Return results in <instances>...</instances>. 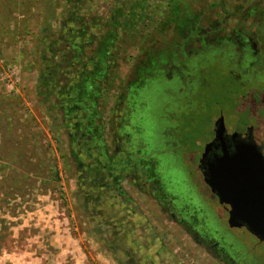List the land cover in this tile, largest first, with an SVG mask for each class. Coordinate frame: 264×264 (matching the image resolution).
I'll return each instance as SVG.
<instances>
[{"label":"rangeland","instance_id":"obj_1","mask_svg":"<svg viewBox=\"0 0 264 264\" xmlns=\"http://www.w3.org/2000/svg\"><path fill=\"white\" fill-rule=\"evenodd\" d=\"M167 1L0 0V264H134L127 246L134 248L135 238L145 242L143 247L163 248V264H223L221 259L225 264H264V244L244 227H230L219 209L204 218L214 227L210 237H200L199 243L184 233L159 213L148 187H136L140 170L109 174L132 204H123L111 189L104 191V161L122 166L127 160L116 155L113 138L130 130L134 150L142 157L147 151L158 156L155 163L148 162L147 171L152 164L161 168L158 176L172 204L180 212L194 210L205 217L187 187L196 179L203 139L175 129L174 138L192 140L181 145L172 138L170 144L165 133L172 137L170 113L179 103L188 104L180 102V88L189 87L190 69L199 60L192 56L199 46L233 43L232 30L258 21L251 8L255 0H184L194 12L207 9L210 28L223 27L224 19L231 26L188 41L186 66L174 73L184 81L169 79L171 53L160 49L162 39L154 35L144 43L145 34L166 30L181 11L182 0L172 7ZM251 83L260 88L264 75ZM196 94L191 103L201 110L203 94ZM87 96L95 100L104 122V131L94 130L93 138L84 128L75 132L74 104ZM259 114L256 120L249 117L247 125H253L264 150L263 108ZM139 115L145 117L137 126ZM247 115L243 111L227 118L230 130H244L240 124ZM125 117L131 123L124 129ZM101 143L107 147L103 153Z\"/></svg>","mask_w":264,"mask_h":264},{"label":"flooded vegetation","instance_id":"obj_2","mask_svg":"<svg viewBox=\"0 0 264 264\" xmlns=\"http://www.w3.org/2000/svg\"><path fill=\"white\" fill-rule=\"evenodd\" d=\"M252 10H253V8H252ZM251 12H253V11H251ZM197 40H199V39H197ZM229 44H231V46ZM227 45H229L233 49H236L237 47H238V49L242 48V51L244 52L243 55L246 56L247 58H249L250 61L251 60H253V61L260 60L261 61L260 66H262L260 75H262V74L264 75V49H263L264 40L258 39L253 34L248 32L245 35L244 39L243 38L238 39L237 37H234V42L233 43H227ZM171 57H172V55H171ZM171 57H170V62H171L170 67L173 71H171V75H170L169 79H178L179 78V79H181V81H184V79H185L184 76L182 77L181 75H178L177 73L174 75V73L176 71L181 72L182 68H184V66H186V65L182 64L184 62V60L180 59L179 63L174 64L171 61ZM253 61H251L249 64L253 65ZM105 69L109 70L107 68V66H105ZM102 72H103V69H101V71H99V74H102ZM86 74L89 75V71H87ZM88 75H87V79L90 77ZM248 81L252 82L254 80H252L251 77H249ZM90 82L93 83L91 79H90ZM91 83L87 86V88L89 89V91L92 92L93 87H92ZM255 88H257V87H255ZM184 89H185L184 85H181L180 90L182 91ZM259 89H261V90L264 89V85H262ZM88 98H89V96L84 97V98H82V100H77L74 104V109L77 111L74 113H75V116H76L77 122H78V123H75V126L79 125L78 129L75 128V132L78 135V134H80L79 130H82L84 128L85 131H88L87 137L93 138L92 132L94 130H98L101 133L104 131V126H103L104 122L100 121L102 116H100V114H99V107H98V105H96L95 100H92V99L88 100ZM125 102H127V100H125ZM79 109H82L81 110L82 112L78 116L77 114H78ZM213 114L214 115L208 120L207 125L205 126L204 129H202V132L198 136L199 140L203 139V143L200 146V151H199L198 156H197L198 157L197 162L195 163V166H194L195 167L194 170L196 171L195 172L196 179L193 177L194 178V181H193L194 184L189 183L188 184L189 186H187L188 189L193 194V196L195 197V201L198 205V208H200V210H202V214H204L205 217H198V215H196L197 213L194 212V210L193 211H186L185 213L180 212L179 206L177 207V206L172 204V200L170 199V196L166 193L167 191L165 190V186H163L164 184L161 183V181H160L161 179L158 176V170L161 168H158L157 165L155 167H153L154 164H152V165H149L150 170L147 171L148 162L151 159L153 160L154 159L153 157H155V156L158 157V156L155 154L153 155V154H151V152L147 151V153L145 152V154H144L145 156L142 157L140 150H134V145H135L134 143L135 142H133V140L131 138L132 133L130 132V130L121 137H118V136L115 137L114 136V138H113L114 144H115L114 145V151L116 152V155H118V154H120V156L123 155L124 159L126 157L127 160L125 161V164L122 166H119L118 164H113L112 166H110L111 164H110L109 159L104 161V163H105L104 168L106 170L104 172L105 175L102 176L103 183L105 184L104 185V187H105L104 191H109V189H111L117 194V196L121 199L123 204H125V202H128V204H130V203L132 204L133 201L129 202L130 199L126 198V195L124 194V192L121 191V188L113 182V177H110L109 174L112 173L111 175L114 176L115 175L114 173L123 172L122 170H124V168H130V171L133 174L135 173V170H140L139 172L141 175L139 177H137V179H136V181L138 183V184H136V187L141 186L144 189H147V187H148L149 193H151L152 200L154 201V203H156V205L159 208L158 209L159 213L162 212L166 217L172 219L175 223L179 224L184 233H187L195 241L200 243L202 241L200 239V237L209 236L211 233L214 232V227H213V229L208 227V225H206V223L204 221V218H207V217L212 218V216H213L212 213L216 214L215 213L216 210L219 209L222 211V214H224L226 216V221L228 220L227 209L225 208V206L223 204H221L219 202L216 194L214 192H212L209 185L207 183H205V181H204V174L207 171L206 163L209 159H212L215 154L221 153L220 147H217V148L212 147V149L208 152V154L204 158L203 162L200 163V157L204 151L205 145L208 142H211L215 137L216 120L221 115L223 116L224 125H225L224 137H225L227 144H229V145L232 144L231 135H232V133L236 132L238 134L239 139L251 140L254 143H256L257 147L259 148V150L261 151V153L264 156L263 144L261 142L257 141L256 134L254 131V127L251 124L247 125V120L240 124L241 126L245 125L244 130H242V131L230 130L228 123H226V119L229 118L230 116L236 117L238 114L231 113L229 115H226L223 112V110H219ZM144 117L145 116H143V115H139V116L135 117V119H136L135 123L137 126L139 124H141L142 119H144ZM125 118H126L125 122L122 121V123H121V126L124 129L128 128V125L131 123V121H130V119H128V117H125ZM140 120H141V122H140ZM167 128H168V126H167ZM169 128H170V131H171L170 133H171L172 137H169V134H167V133H165V136H166V138L171 140V142H170V144H171L173 141L172 138H174L173 136L176 134V131L174 132L176 127H174V125H169ZM148 135L149 134H147L145 137L146 138V142H145L146 147L150 144V141H149L150 139H149ZM200 138H202V139H200ZM176 139L178 140V138H176ZM175 142H180V139L178 141H175ZM178 144H176V145H178ZM170 146H172V145H170ZM100 149L102 150V153H103L107 149V147L101 143ZM87 152H89V155H90V150ZM119 152H121V153H119ZM136 153L138 155H136ZM106 155H104V156H106ZM106 158H108V156H106ZM153 162L155 163L154 160H153ZM164 166L167 167L168 165H164ZM168 167H170V165ZM120 174H123V173H120ZM144 243H143V241H140V239L135 238L134 239V248H130L127 246V248H128L127 252H129L127 255H128L129 259L134 260V264H136V263L137 264H163V262H160V259L162 258L161 256L163 255V253H162L163 248L152 247L151 244H149V246L147 245V247H143ZM257 243L262 244L258 241H257ZM140 249H144L145 252H143V250H140ZM136 251H137V253H136ZM147 253H151V255H149ZM146 258H148V260ZM221 261L223 264H225V262L222 259H221ZM176 264H178V263H176Z\"/></svg>","mask_w":264,"mask_h":264},{"label":"trees","instance_id":"obj_3","mask_svg":"<svg viewBox=\"0 0 264 264\" xmlns=\"http://www.w3.org/2000/svg\"><path fill=\"white\" fill-rule=\"evenodd\" d=\"M183 1V6H180L181 11H178L172 17L169 28L161 32L155 29L151 31L153 32L152 34L148 33L144 35V43L154 38V35L162 39L161 41L164 43H162L163 47L160 49L162 52L169 51L174 56L173 59L171 57V61L174 63H179L180 59H184V56L188 55V52L185 51L188 41L201 39V37H205L206 35L213 36L217 29L219 30L224 27L231 28L229 22L225 19L222 23L223 27L217 29L210 28L212 23L206 16L207 9L194 12V9L187 6V2L184 1L183 3ZM174 2L175 0H168L167 5L172 7ZM252 6L251 8L256 11L258 21L252 22L247 27L243 25L240 27L241 29L232 30L234 37L244 39L245 35L249 32L256 38L264 40V0H255ZM246 8H250V6ZM167 18L170 19L171 16L168 15ZM202 28L206 29V31L203 34H199L198 31ZM167 31L169 33H166ZM229 45L231 46V44ZM229 45L219 43L210 45L212 46L210 48L208 46H199L200 49H197L192 56V58L195 56L199 60H196L195 66L190 69L192 74H189V87L186 88L187 90L184 89L180 92L182 94L180 102L184 100L188 101V104L181 105L182 103H179L176 110L170 113L173 120H175L174 127H176L178 132H196L197 136L195 137L198 139L202 129L205 128L204 125L206 126L208 120L214 115L213 113L219 110H223L226 115L231 113L241 114L243 111H247L249 115L245 117V121L250 118L256 120L261 116L259 110L261 108L264 109V89L255 88L251 82L245 81L249 77L254 80L256 76H259L258 74H261V61L251 60L253 61V65H250L251 61L243 55L242 48L238 49L237 47V51L235 52ZM214 53H219V55ZM229 53H232V55L228 56ZM197 91L203 94L202 102L204 106L201 110L199 107L197 108V105H192L191 103L192 99L198 96L196 94ZM91 99L93 100L92 97L88 98V100ZM210 104L214 105L209 106ZM240 104L246 105L242 107ZM191 138L183 136L184 140H180L178 143L186 145L192 140ZM246 250L247 248L244 249V251ZM253 257L257 259L258 255L253 253Z\"/></svg>","mask_w":264,"mask_h":264},{"label":"water","instance_id":"obj_4","mask_svg":"<svg viewBox=\"0 0 264 264\" xmlns=\"http://www.w3.org/2000/svg\"><path fill=\"white\" fill-rule=\"evenodd\" d=\"M224 119L216 120L215 137L208 142L200 163L212 147H220L206 163L204 181L228 211L230 227H244L258 242L264 243V156L251 140L232 133L227 144ZM217 143V144H216Z\"/></svg>","mask_w":264,"mask_h":264}]
</instances>
